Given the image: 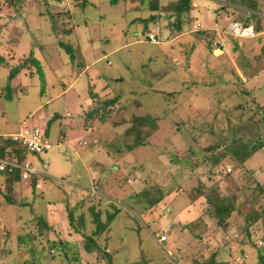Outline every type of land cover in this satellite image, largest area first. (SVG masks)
<instances>
[{
	"label": "rangeland",
	"instance_id": "374dc122",
	"mask_svg": "<svg viewBox=\"0 0 264 264\" xmlns=\"http://www.w3.org/2000/svg\"><path fill=\"white\" fill-rule=\"evenodd\" d=\"M151 1L88 0L89 4L81 10L76 8L74 0H0V58L6 62L0 64V133L36 126L41 112L48 110L60 115L51 126L52 142H56L60 129L65 131L67 139L64 146L52 145L42 153L32 154L37 175L42 174L46 184L36 192L15 189L10 197L18 206L5 200V175L0 172V239L16 231L8 223L2 226L8 218L15 222L19 215L20 221L30 222L34 215L44 213L52 221L67 213L64 217L67 220L59 227L53 226L55 233L51 234V239L67 244L66 251L56 247L51 252L43 240L41 248L47 249L49 254L47 261L43 259L41 264H109L107 259L98 260L84 252L79 260H74L73 253L78 252L77 242L82 236L76 235L73 227L64 236L69 227L68 212L74 224L89 218L82 209L64 210L68 199L64 191L74 186L71 175L79 172L84 188L79 190L77 199L92 197L89 188H85L89 186L86 165L94 160L99 164H92L91 168L99 171V190L106 194L104 198L108 201L103 204L100 221L105 222L114 214L99 242L104 245L105 241L111 251V264H128L130 261L178 264L181 258L176 250L181 247L189 252L188 257L204 249L208 254L217 253V259L228 261V264H258L262 251L255 242L264 237L262 220L251 228L249 238L239 234L237 229L244 224L242 214L250 209L247 203L241 212L231 215V226L226 231L211 221L203 231L196 226V233L202 234L196 239L194 232L184 224L188 217H194L195 209L182 195L200 182L205 186L219 183L223 191L228 192L224 173L233 175L236 182L228 177L232 188L241 187L238 201L251 199L256 184L264 183V149L245 162V169L253 171V175H248L243 169L234 170L225 143L232 139L230 132L234 127L245 128L239 137L264 139V123L262 127L255 124L263 115L264 92L262 95L260 91L264 86H251L249 81L246 82L248 78L264 73V35L247 38L229 34L225 30L232 21L244 24L243 11L218 0H192L194 7L183 18L189 23V28L186 25L184 29L186 32L174 34L172 25L165 26L169 17L162 13L159 17L162 19V40L149 43L141 18L148 16ZM159 1L164 4L169 0ZM57 11L63 14L53 26L49 12ZM195 23H200L207 31H193ZM215 28L228 44V52L222 55L210 50L215 46L210 45L211 36L207 34L213 36L214 32L210 30ZM67 29L70 31L62 35ZM60 41L80 47L82 65L77 63L80 62L78 59L74 63L70 61L58 45ZM232 41L240 44L238 51L233 50ZM190 46L193 48L188 54ZM31 52L40 61L44 83L29 62L10 80L9 69L28 59ZM239 73L243 77L241 83L236 79ZM8 85L9 90L6 89ZM89 85L99 97L112 98L116 93L121 94L118 106L123 110L115 106L114 115L86 124L84 116L91 100ZM253 91L258 92L256 96ZM49 99L51 102L47 105ZM143 115L160 117L158 130L149 137V143L122 156L109 153L108 148L114 140L108 148L107 142L123 129L127 120ZM80 153L83 159L78 158ZM220 158L221 166H214ZM48 162L50 166H47ZM102 168L106 169L104 174L100 172ZM66 175L70 176V181L65 180ZM128 176L130 182L126 183L122 179ZM133 181L137 182L132 184ZM158 186L165 193L167 190L172 192L165 194L153 207H149L141 195L137 196L143 189L157 195ZM176 196L175 200L187 204L173 222L174 210L169 204ZM145 197L151 195L145 194ZM23 199L29 204L24 206ZM259 203H264V193L255 207ZM50 209L55 212L50 213ZM180 225H186L183 231ZM167 226L168 240L161 243V234ZM56 229L62 231V238ZM94 229L95 224H92L84 233L89 235ZM2 241L0 264L31 262L32 257L27 252L29 244L27 250L25 248L16 255L9 251L11 242L2 244ZM166 249L172 252L171 256Z\"/></svg>",
	"mask_w": 264,
	"mask_h": 264
},
{
	"label": "trees",
	"instance_id": "16d2710c",
	"mask_svg": "<svg viewBox=\"0 0 264 264\" xmlns=\"http://www.w3.org/2000/svg\"><path fill=\"white\" fill-rule=\"evenodd\" d=\"M75 6L78 9L84 10V8L89 4L88 0H74ZM128 1V0H126ZM231 3L238 4L249 9L254 10L256 8L255 0H227ZM111 3L117 2V0H110ZM135 8V7H134ZM193 8L192 0H169L166 3H160L159 0H152L149 5V14L148 16L141 18L142 23H144L143 32L145 33V38L147 39V34L150 32L151 28L150 25L157 26L160 25V15L163 13L169 17L167 20L168 23H165V26L172 25L173 31L180 32L183 24V15L188 14L191 9ZM63 14L61 11H57L55 13L49 12V17L53 26L57 24V18L61 17ZM73 14V13H72ZM66 15L72 16L69 12H66ZM245 21V26L249 25V23ZM162 27V26H161ZM262 30V25L255 24L254 25V32H260ZM70 29H67L62 32L64 35L66 32H69ZM175 32V33H176ZM201 32V31H200ZM58 45L64 49V51L68 54L69 59L71 62H75L76 59L79 60V57L82 55L80 51V47L75 44L65 43L60 41ZM211 45V44H210ZM209 45V46H210ZM193 46H190V49L187 50V53L190 54L192 52ZM79 50V51H78ZM212 52V49L210 47ZM83 56V55H82ZM83 58V57H82ZM80 61V60H79ZM27 62L30 63L29 66H33L36 68L37 72L40 75V79L42 83H44V74L41 68L40 61L33 57L32 52L29 55V58L23 61L22 63H18L9 69L8 78L11 80L17 74H19L22 70L26 68ZM5 64L6 62L0 58V64ZM79 65L83 64V60L81 59L80 62H77ZM3 64V65H4ZM246 72V69L243 70ZM236 79H239V83L242 82L241 78L237 75ZM92 86H89V96L95 105L88 109V112L85 114V123L91 124L94 119L103 120L105 117L110 116L111 114H115L112 110L116 107L120 110H123L122 106H118V103L121 98V94L116 93L115 96L112 98L109 97H99L97 93L93 91ZM6 89H10V86ZM10 95V94H9ZM117 109V110H118ZM262 116L256 121L257 127L261 126L264 123V105L262 106ZM122 112V111H120ZM159 116H152V115H143L139 117H133L130 120H127L126 125L123 129L117 133L111 140L107 143L110 144L114 140L112 147L109 148L110 152H113L115 155L122 156L125 152H132L138 147L148 144L149 137L152 136L153 133H156L158 130V121ZM256 127V128H257ZM255 128V129H256ZM177 130L179 129L176 128ZM245 128L241 127H234V129L230 132V136L232 139L229 142H225L227 147L226 151L229 153L230 160L234 166V170L243 169L248 171V175L252 174V170L245 169V162L257 151H262L264 149V139L254 140L253 137L251 138H242L239 137L241 131ZM47 133V127H46ZM255 134L257 135V130H255ZM227 138V136H226ZM210 150L212 147H209ZM9 149V154L13 157H16L17 162H21L26 159L28 155L25 147L21 145L20 142L13 141L12 138H4L0 137V155H4L5 151ZM220 160H216L214 166H221ZM198 164V163H197ZM196 165V164H195ZM231 172V169L228 168ZM4 180L3 184H5L6 191L4 193L5 200L7 203L13 205L16 204L17 201L10 197L17 189V186L20 182V170L18 168H14L11 172L4 173ZM224 180L227 183L226 190L228 192H224L223 188L219 185V183H213V185L205 186L200 182L194 189H192L188 193H183L184 197L188 200V205L192 206L196 211H198V218L201 220L206 227L209 222L214 221L217 227L221 228V230L226 231L231 225L229 223V218L234 212H241V208L245 203L249 205V210L242 214L244 224L242 226H238L239 234H244L245 237H250V230L251 228L257 223L258 221L262 220V226L264 228V203H259L257 207H255L256 202L259 199V196L264 193V183H257L256 187L252 189V198L247 199L246 201L242 198L241 201H238L241 187L234 189L230 186V182L228 177L234 179L233 175L230 173H224ZM37 174H33L31 176V187L34 190L36 183H37ZM133 176V175H132ZM134 177V176H133ZM124 182H129V176L124 177L122 179ZM119 181V180H118ZM236 182V181H235ZM199 183V182H198ZM145 188V187H144ZM158 191L157 195H152L150 191H146L143 189L140 194L138 193L137 196L141 195V198L146 199V203L149 207H153L157 205L160 201L163 200L165 194L169 195L172 191L167 190L166 193L164 190L160 188V186L156 189ZM145 194L151 195L150 198L145 197ZM144 197H143V196ZM182 195V194H181ZM24 200V199H23ZM25 203V200L22 201ZM17 205V204H16ZM100 212H95L93 210V221L95 222V229L91 232V234L86 235L85 233L82 234V230H84L83 223L80 222L75 225L73 223V218L68 212V219L70 225L74 228V230L78 233H81L82 239L81 241L78 240V251L80 254L82 252L90 255H94L96 259H107L110 262V253L104 249V245H101L97 242V237L104 232L105 229L109 226L110 222L113 219L114 214H111L105 222L100 221ZM240 214V213H239ZM26 221V220H25ZM19 219L15 225H11L9 227H14L16 229L15 233L12 235L1 236L2 244L11 242V247L9 249L10 253L18 254V252L27 250V244L30 246L28 247V253L31 255L32 260L31 262H27V264H41L42 260L47 258L49 252L45 248H41L42 241L44 240L48 245V250L53 252L55 248L60 247L61 250L64 252L66 251V243L62 241H55L51 239V234L55 233L53 225H50L45 216L38 214L34 215L30 222ZM7 222L2 223V226L6 225ZM7 226V225H6ZM81 227V229H80ZM58 234V233H57ZM202 234H197L196 239H199ZM264 238V237H262ZM0 239V240H1ZM261 239V238H260ZM201 241V240H200ZM258 241V240H257ZM257 241L255 244L257 245ZM241 242L244 243V239H241ZM243 245V244H242ZM258 247V245H257ZM259 248V247H258ZM262 252L259 253L258 264H264V248H259ZM184 252V256L181 257L183 261L181 264H228V261H221L217 259V253H209L207 250L201 251L193 256L188 257L186 251ZM48 253V254H47ZM52 257V255H51ZM81 256L79 255V258ZM53 258V257H52ZM52 260V259H50ZM47 261V260H46Z\"/></svg>",
	"mask_w": 264,
	"mask_h": 264
},
{
	"label": "crops",
	"instance_id": "0c3cea01",
	"mask_svg": "<svg viewBox=\"0 0 264 264\" xmlns=\"http://www.w3.org/2000/svg\"><path fill=\"white\" fill-rule=\"evenodd\" d=\"M220 3H222L223 5H233L234 7H237V8H239L241 11H243V13H244V19L249 23V22H251V24H249V25H252V27H253V30H254V25L257 23V24H259V25H262V30L260 31V32H255L256 34H255V37H247V38H256L257 36H259V35H264V0H255V3H256V8L254 9V10H252V9H249V8H247V7H244V6H241V5H238V4H234V3H231V2H229V1H227V0H218ZM192 5H193V2H192ZM193 7H194V5H193ZM187 14H185V15H183V18H185V16H186ZM183 24H182V28H181V30H180V32H174V34H177V35H182L184 32H186V30H184V29H186L185 27H186V25H187V29L189 28V23L187 24V22L183 19ZM197 24H199V27L198 28H195L194 26L195 25H197ZM244 24H245V22H244ZM152 29V28H151ZM192 30L193 31H197V32H200V31H207V30H204L203 29V27H201V24L200 23H195V24H193L192 25ZM211 31H213L214 32V34H213V36L211 35V34H207L208 36L210 35L211 37V46L213 45V46H215V49H212V53L214 54L215 53V51L216 50H219V54L220 55H222V54H224V53H227L228 52V44L226 43V41L224 40V38H222V36L220 35V32L218 31V29L217 28H215V29H211L210 30V32ZM226 32V31H225ZM215 42H217L218 43V46H216V45H214V43ZM219 43H223L224 45H225V47H226V49H225V51H221L220 50V45H219ZM232 44V43H231ZM238 50L240 49V44L238 43ZM232 47H233V45H232ZM237 50V51H238ZM262 54H264L263 52H262ZM247 68V67H246ZM245 68V69H246ZM83 69V68H82ZM246 71H247V69H246ZM237 72H240L239 70L237 71ZM237 72H236V74H237ZM240 78H243L242 77V75L239 73V75H238ZM262 76H264V73H262L261 75L259 74V75H257V77H254V78H248L247 80H246V82L248 83V81L250 82V85L252 86V85H260V86H264V78L262 77ZM90 86V85H89ZM88 91H89V87H88ZM263 92H264V89L262 90V91H260V94H262L263 95ZM257 91H253V94L256 96L257 95ZM59 95V94H58ZM261 96V95H260ZM58 97V96H57ZM50 100V99H49ZM51 102V100L50 101H47V105H48V103H50ZM47 105H46V107H45V109H47ZM88 107H90L89 109H91L93 106H92V99L89 101V103H88ZM66 115H68V113H66ZM58 119H60V115L57 113V112H55V111H50V112H48V110H46V111H44V112H41V115L39 116V118H38V123H37V125L36 126H40V127H43V128H45L46 129V127H47V136H48V138L50 139V141L52 142V138H51V126H52V123L54 122V121H56V120H58ZM64 130L63 129H60V132H58L57 133V135H56V137H55V140H56V142L55 143H53L52 142V144L53 145H56L57 147H60V146H64V145H66L67 144V139H66V134H64ZM3 134H7V133H3ZM85 142H79V144H84ZM95 144L96 145H98L99 143H98V141L96 142L95 141ZM107 145H108V143L106 144V147H107ZM108 148V147H107ZM108 152L109 153H112V154H114L113 152H110L109 151V148H108ZM124 155V154H123ZM33 155L32 154H28L27 156H26V159H28V160H30L31 161V163H32V165L34 166V159H33V157H32ZM78 156V158H84V156L82 155V153H80L79 155H77ZM92 164H95L96 166L99 164L96 160H94L93 162H92ZM92 164H90V163H88L87 165H86V175H87V178H88V180H89V186H87V187H85V188H89V191L88 192H90L91 193V186L94 184V183H96V187H97V195L95 194V195H91L92 197H84V198H79V199H77V197H79V194L78 193H80V189H83L84 187H83V185H82V183L80 182L81 180H80V178H81V174L79 173V172H73V174L71 175V176H73L74 178V186L73 187H70L69 189H68V191H64V193H65V195H66V198H68L67 200H66V206L64 205L63 206V208H64V210H67V209H69V208H73V207H75L77 210L78 209H82L83 210V212H86L88 215H89V218L88 219H85L84 221H83V225H84V230L85 229H88L92 224H95V222L92 220L93 219V210L95 211V212H102V208H103V204H105L106 202H108L107 200H105V198H107V197H105L104 198V196H106V194L104 193V192H100V190H99V186H98V180H99V175H98V172L99 171H93L92 170V168L91 167H93V166H91ZM51 165V163L50 162H48L47 163V166H50ZM36 168V167H35ZM100 172H101V174H104L105 172H106V169H104V168H102L101 170H100ZM37 177V183H36V186H35V188H34V190H32V187H31V180H21L20 179V182H19V185L17 186V189H21V190H23L24 192L26 191H31V192H36V190H41V189H43V187H44V184H46V180L43 178V175L42 174H39L38 176H36ZM5 178V177H4ZM4 178H3V180H4ZM63 178V177H62ZM61 178V179H62ZM65 180L67 181V180H69L70 181V176L69 175H66L65 177ZM49 179H51V178H49ZM60 180V179H59ZM66 181L64 182V183H66ZM59 182V181H58ZM118 182V181H117ZM129 182H130V180H129ZM129 182H127V183H129ZM137 181H133L132 182V184H134V183H136ZM60 183V182H59ZM119 184V183H118ZM64 186H66V185H64ZM64 186H61V187H64ZM133 186V185H132ZM99 196V197H98ZM179 196V195H178ZM178 196H176V197H173L172 199H171V204H169L170 206H172L173 207V214H172V221L174 222L178 217H179V211L181 210V209H183V208H185V206H186V202H188V200L186 199V197H184L183 195H182V197H183V199L186 201H177V200H175L176 198H178ZM181 196V195H180ZM90 198V199H89ZM168 200H169V197L167 198V201L165 202L166 204H168L169 202H168ZM29 204V202L27 201V203H24V206H26V205H28ZM18 206V205H17ZM22 207V206H21ZM77 207H80V208H77ZM49 212L50 213H52V212H55V210L53 211V210H49ZM41 215H43V216H45L46 217V219H47V221H48V223L50 224V225H53V226H58L59 227V225H61L63 222H64V220L66 219H64V217H66V214L62 217V216H60V217H58L57 219H54V220H52V221H50L49 219H48V217H47V214H44V213H40ZM18 220V219H17ZM67 220V219H66ZM4 222H7L8 224H10V225H15L14 224V222L10 219V218H8V219H6ZM16 222V221H15ZM60 222V223H59ZM16 223H18V222H16ZM79 223V222H78ZM77 223V224H78ZM198 223H200V225H198ZM77 224H75V225H77ZM80 224H82V222H80ZM184 224H186L187 225V227H188V229H191L193 232H194V237H196V235L198 234V233H196V232H198V228H201L199 231H203L204 229H205V226H204V224H203V222L201 221V220H199V218H198V211H196L195 210V215H194V217H188L187 219H186V222L184 223ZM7 225V224H6ZM186 225H183L182 227H181V225H180V227L181 228H183L182 229V231L184 230V226H186ZM189 225H191V226H189ZM198 228H197V227ZM202 226V227H201ZM72 226L70 225V222H69V227L67 228V231H66V233L64 234V236L66 235L67 236V234H68V229H70ZM193 227V228H192ZM107 228H109V227H107ZM180 228V229H181ZM80 229H81V227H80ZM56 230H58V229H56ZM84 230H82V234H84ZM106 230L107 229H105L104 230V232H106ZM62 232V231H61ZM60 232V230H58L57 231V233H58V236L59 237H63V234ZM104 232H102L98 237H97V242L99 243L100 242V238L102 237V235H103V233ZM167 232H169V226H167L166 228H165V230L163 231V233L161 234V235H163V234H165L166 235V240L165 241H167L168 240V235H167ZM76 235H78L79 237L81 236V233H78V232H76ZM78 237V238H79ZM69 239H70V237H68ZM68 240V239H67ZM76 240H78V239H76ZM105 240V239H104ZM165 241H163V242H165ZM161 243H162V241H160ZM195 241H193L192 240V243H194ZM190 243H191V241H190ZM104 244H105V241H104ZM67 245V244H66ZM104 249L105 250H107L110 254H111V251H109L108 250V247L107 246H104ZM182 249V250H181ZM181 249L180 248H178L177 250H176V252H177V254H178V257L179 258H181V257H183L184 256V252L183 251H186V248L184 247H181ZM167 250V249H166ZM181 252V254H179ZM167 253H168V255H172V252L170 251V250H167ZM186 253H189L188 251H186ZM79 255L81 256V254L79 253V251L77 252V250L76 251H74V253H73V258H74V260H77L78 259V257H79ZM79 260V259H78ZM183 261V259L181 258V259H179V262H178V264H181V262ZM141 261H130V262H128V264H136V263H140ZM110 264V263H109Z\"/></svg>",
	"mask_w": 264,
	"mask_h": 264
},
{
	"label": "built area",
	"instance_id": "2783aa9c",
	"mask_svg": "<svg viewBox=\"0 0 264 264\" xmlns=\"http://www.w3.org/2000/svg\"><path fill=\"white\" fill-rule=\"evenodd\" d=\"M199 27V24L194 26ZM227 33L239 36V37H255V32L252 25L245 26L244 24L232 21L226 26ZM147 41L149 43H158L162 40V27L161 25L154 26L150 32L147 34ZM214 45L218 46L215 42ZM220 50L225 51L226 47L223 43H219ZM0 137L12 138L13 141L20 142L23 147H25L28 154H38L42 153L52 147V142L46 134V129L40 126L33 127H21L18 131L13 133L3 134L0 133ZM14 168L20 170L21 180H30L33 174H38L36 168L32 165L31 161L25 159L21 162H17L16 157L9 154V149L5 151L4 155H0V172H11ZM229 171V169H228ZM62 182L64 180H61ZM91 195L97 194V187L93 185L91 187ZM166 235L163 234L160 237V241H165ZM259 248H264V238L257 241Z\"/></svg>",
	"mask_w": 264,
	"mask_h": 264
},
{
	"label": "water",
	"instance_id": "95a60500",
	"mask_svg": "<svg viewBox=\"0 0 264 264\" xmlns=\"http://www.w3.org/2000/svg\"><path fill=\"white\" fill-rule=\"evenodd\" d=\"M232 45H233V50L234 51H237L238 50V42H236V41H232Z\"/></svg>",
	"mask_w": 264,
	"mask_h": 264
},
{
	"label": "bare ground",
	"instance_id": "6f19581e",
	"mask_svg": "<svg viewBox=\"0 0 264 264\" xmlns=\"http://www.w3.org/2000/svg\"><path fill=\"white\" fill-rule=\"evenodd\" d=\"M216 51H219V50H216ZM216 51H215V52H216Z\"/></svg>",
	"mask_w": 264,
	"mask_h": 264
}]
</instances>
